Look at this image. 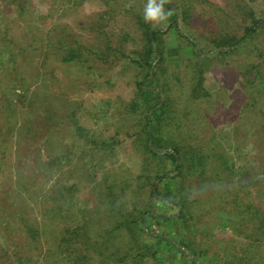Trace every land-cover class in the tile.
Instances as JSON below:
<instances>
[{"label": "rangeland", "instance_id": "obj_1", "mask_svg": "<svg viewBox=\"0 0 264 264\" xmlns=\"http://www.w3.org/2000/svg\"><path fill=\"white\" fill-rule=\"evenodd\" d=\"M207 1L201 0L208 4L202 5L198 0H168L169 6H165L173 15L189 7L185 3L190 4L191 29L206 45V51H214L211 60H218L204 76L209 95L204 93L197 100L189 95L194 94L192 72L184 67L193 59V50L173 28L177 23L185 31L184 25L180 18H167L155 26L146 23L143 9L147 0H31L23 16L15 8L10 13L0 10V42L5 34V15L11 14L8 19L14 38L27 45L33 43L25 50L30 61L21 69L29 89L46 98L50 110L57 113L53 117L49 110H43L41 101L31 108L18 106L15 110L0 101V246L4 245L3 223L17 228L18 212L29 219L26 224L38 229L40 240L35 252L41 257L36 264H53L62 257L56 254L61 226L87 222L91 234L100 239L108 236L117 223L115 217L109 218L110 202L115 198L122 204V193L139 191L144 205L151 190L141 178L145 173L141 126L145 117L143 109L132 110L131 102L137 98L138 82L148 83L152 77L145 79L143 69L132 63L131 57H141L148 33L152 36L160 31L163 53L153 66L157 67L158 86L166 89H162L161 104L165 98L174 99L172 107L182 120L181 130L175 135L171 132V136L176 144L184 145L188 140L196 148L197 143L202 146L207 183L218 174L216 166L222 163L224 170L223 189L218 190L217 185L200 201L192 202L188 222L199 232L208 233L197 235L192 230L187 245L206 249L207 263L211 255L213 263L238 264V203L258 205L263 211L258 219L264 220V82L259 88L245 83L248 79L240 75L238 63H255L258 59L250 53L238 55V44L222 56L217 53L221 49H212L215 28L200 15L212 11L224 18L219 10L233 15L235 0ZM239 1L250 5L257 17L264 16V0ZM228 2L233 5L227 6ZM236 19L238 22V17L230 20L229 28L241 36L245 30L232 26ZM143 24L150 25L148 33ZM63 39L77 43L75 47L79 46L83 57L80 59H86L83 66L64 62L54 52L55 44ZM253 43L264 54V38L249 42ZM16 93L22 90L8 92L9 104L15 102ZM28 97L32 100L33 94ZM171 116L175 118L174 111ZM174 154L177 157L176 151ZM153 161H149L148 171L157 169ZM224 165L233 171L225 170ZM159 168L174 170L170 161ZM197 169L199 166L190 170L187 185L198 176ZM246 171L248 176L242 178ZM249 172L256 185H241L250 178ZM191 186L195 194L199 192L193 182ZM126 200L124 205H129ZM158 210L176 212L169 206ZM26 236L28 240L27 229H22L13 238L23 244ZM258 250L263 252L264 247H256ZM45 256L51 260L46 261Z\"/></svg>", "mask_w": 264, "mask_h": 264}, {"label": "trees", "instance_id": "obj_2", "mask_svg": "<svg viewBox=\"0 0 264 264\" xmlns=\"http://www.w3.org/2000/svg\"><path fill=\"white\" fill-rule=\"evenodd\" d=\"M204 1L208 3L207 0ZM30 2L31 0H0V10L4 13H10L15 8L16 13H24L20 14V16H23L30 7ZM198 3L204 4L201 0H198ZM233 3L235 4L234 10H232L233 15L219 10L223 13L224 18L217 17V15L212 14L214 13L212 11H205L200 16L206 19L205 23L215 28L214 33L211 34L213 38L210 42L212 49H221V51H217L219 55L222 56L224 53L232 52V48L238 44V55L250 53L256 56L258 61L256 60L255 63L240 61L238 67L241 68L240 75L248 79L246 82L244 79V82H248L250 87L254 85L253 87L259 88L261 83L264 82V54L255 43L250 45L249 42L257 38H264V16L257 17L249 8L250 5L247 6L243 1L235 0ZM186 5L189 7H183L182 12L170 15L168 20L180 18L184 25L185 31H181V25L179 26L177 23L173 24V28L186 47L193 50V59L187 61L184 67L189 68L190 70L187 69V71L192 72V92L194 94L189 93V95L192 100L196 96L195 100H197L202 98L204 93L209 95L204 86L206 82L204 76L212 62H215V60L218 62V60H211L210 55L214 51H206V45L200 43L201 38L191 29L192 12L190 11V4L185 3L184 6ZM226 5L231 6L233 4L228 2ZM165 6L169 5L166 3ZM165 9L167 10V8ZM9 15L11 14L5 15V34L0 42V101L2 100L4 104H8V108L12 110H15L18 106L31 108L34 102L36 104L37 101H41L43 104L42 109L46 112L49 110L48 112L55 117L57 113L50 110L46 98L38 97L36 92L29 89L28 79L25 74L23 75L21 69L24 68L25 64L28 65L30 61V57H27L25 50L33 43L27 45L23 40L14 38L9 25ZM236 17L239 18V21L237 22L238 19H236L232 26L238 25V29L243 28L245 30V33L241 36H236L235 29L231 30L229 28L231 26L230 20ZM226 23H229L228 26H226ZM143 27L148 33L150 25L143 24ZM160 33V31H155L152 36L148 33L147 44L141 57L135 55L131 57V62L143 69L145 79L152 77L148 83L138 82L137 98L131 102L133 111L144 110L145 120L144 123L142 121L141 126H143L144 132L142 146L144 147L145 162L143 167L145 173L141 178H143L144 184L151 185V190L147 194L148 198L143 205L140 203V192L130 190L128 194L122 193V204L117 202V198L110 202L109 218L115 217L117 223L114 229L108 232V236L106 235L100 239L91 234L87 222L84 225L74 227L65 228L61 226V231H59L61 234L60 241L56 254L62 255V257L59 260L58 258L54 260L53 264H220L218 262L213 263L211 255H209L210 263H207L208 251L206 249L195 250L196 248L192 245H187V236L192 230L197 235L208 233V231L201 233L195 227L193 228L188 222L189 214L191 213L192 202L195 200L200 201L207 190L213 187L217 188V185L218 190L223 189V164L216 166L214 171H218V174L207 183L205 181V174H208L207 168L206 171L203 170L206 155L202 153V146L197 143L198 148H196L194 142L188 140L184 145L176 144L171 136V132L175 135L181 130L180 121L182 120H180L181 116L176 114L175 106L172 107L174 99L165 98L166 101L164 100V103L161 104V95H164L163 92H166V89H164V86H158L157 67L154 68L153 66L156 59H158V55L163 53V48L159 46ZM75 44L77 43L70 44L63 39L62 42L55 44L57 50H54V52L61 56L60 58L64 62L83 66L86 59H84L85 61L80 59L82 55L79 54V46L75 47ZM87 63L89 64V61ZM242 87L247 88L246 86ZM16 90H22V93L15 94V102L12 103L11 100L13 104L11 105L9 104L8 92ZM259 91L262 93L260 89ZM29 93L33 94L32 100L28 97ZM173 111L175 118L171 116ZM262 126L264 131V124ZM168 129L170 130L168 131ZM175 151L177 157L174 154ZM151 159L155 160L153 162L157 164V169L152 171L149 169L150 171H148ZM165 161H170L174 166V170L169 172L164 168H159L163 166ZM196 166H199L197 170H200V172L195 178L192 177L187 185L189 172L194 170ZM224 166L225 170L230 168ZM230 170L229 172H232L233 168H230ZM241 175L242 178L248 176V172L246 171V174ZM249 177L246 183L243 181L241 185L244 186L247 183L256 185L255 177L252 174ZM157 181L159 185L156 186ZM192 182L193 185L195 184L194 188L200 189L197 192L198 196L192 189ZM140 187L144 188L145 186L141 185ZM126 197L130 201V203L128 202L129 205H124L127 201ZM166 206L176 209V212L169 214L158 210V208L165 209ZM2 210L5 212L4 206ZM238 211V264H264V251L259 252L258 250L259 253L255 251L256 247H264V220L258 219V214L263 211L258 205L250 201L238 203ZM17 215L20 217V219L18 218L19 225L17 228H11L7 223H3L4 233L2 239L4 245L0 246V264H36L37 259L41 257L40 253L38 255L35 252L38 249L37 246L40 240L38 229L35 226L26 224L29 219L21 216L18 212ZM22 229H27L28 235V240L26 236L23 244L15 242L13 238L14 233H19ZM111 240L116 241V243ZM178 245L184 246V249L179 248ZM45 258L46 261L51 260L49 256H45ZM200 259H203V261L201 262Z\"/></svg>", "mask_w": 264, "mask_h": 264}, {"label": "clouds", "instance_id": "obj_3", "mask_svg": "<svg viewBox=\"0 0 264 264\" xmlns=\"http://www.w3.org/2000/svg\"><path fill=\"white\" fill-rule=\"evenodd\" d=\"M166 3H168V0H147L143 9V18L145 22L155 26L166 21L172 14L165 9Z\"/></svg>", "mask_w": 264, "mask_h": 264}]
</instances>
